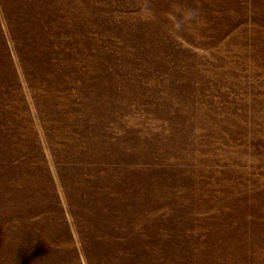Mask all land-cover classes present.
Returning a JSON list of instances; mask_svg holds the SVG:
<instances>
[{
    "label": "rangeland",
    "instance_id": "obj_1",
    "mask_svg": "<svg viewBox=\"0 0 264 264\" xmlns=\"http://www.w3.org/2000/svg\"><path fill=\"white\" fill-rule=\"evenodd\" d=\"M0 264H264V0H0Z\"/></svg>",
    "mask_w": 264,
    "mask_h": 264
}]
</instances>
